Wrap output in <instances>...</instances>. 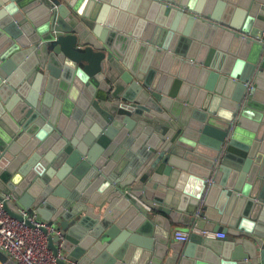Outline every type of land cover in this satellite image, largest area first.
I'll return each instance as SVG.
<instances>
[{"label":"water","instance_id":"95a60500","mask_svg":"<svg viewBox=\"0 0 264 264\" xmlns=\"http://www.w3.org/2000/svg\"><path fill=\"white\" fill-rule=\"evenodd\" d=\"M0 195L63 264H264V0H0Z\"/></svg>","mask_w":264,"mask_h":264},{"label":"built area","instance_id":"2783aa9c","mask_svg":"<svg viewBox=\"0 0 264 264\" xmlns=\"http://www.w3.org/2000/svg\"><path fill=\"white\" fill-rule=\"evenodd\" d=\"M11 201L17 213L24 219H19L7 210ZM17 199L11 195H0V252L4 253L16 264H63L67 261L62 251V243L57 244V251L50 246L54 236H60L56 226L39 217L37 213L16 205ZM192 232L200 233L208 238L224 239L226 234L197 229H176L173 238L176 241L187 242Z\"/></svg>","mask_w":264,"mask_h":264},{"label":"crops","instance_id":"0c3cea01","mask_svg":"<svg viewBox=\"0 0 264 264\" xmlns=\"http://www.w3.org/2000/svg\"><path fill=\"white\" fill-rule=\"evenodd\" d=\"M39 217L42 219V217H41L40 215H39ZM176 229H183V227L173 228L172 231H171L170 239L173 238V232H174ZM184 230H186V229H184ZM3 256H5V254H4V253L2 254V252H0V264H3V263L1 262V258H3Z\"/></svg>","mask_w":264,"mask_h":264}]
</instances>
